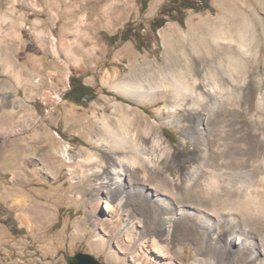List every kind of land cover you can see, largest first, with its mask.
I'll return each instance as SVG.
<instances>
[{
	"label": "rangeland",
	"instance_id": "1",
	"mask_svg": "<svg viewBox=\"0 0 264 264\" xmlns=\"http://www.w3.org/2000/svg\"><path fill=\"white\" fill-rule=\"evenodd\" d=\"M165 1L0 0V48L4 46L0 51L7 54L0 57V82L14 86L5 91L3 99L0 95L1 102L13 101L9 116L14 121L13 126L8 122V134L0 136V264H66L65 256L77 252L90 253L106 264H134L129 253L118 249L126 244L125 235L112 236L109 229L97 223L104 215L119 221L123 217L118 215L117 208L106 210L100 206L98 210L93 197L100 194L103 202L113 204L98 183L99 170L107 167L113 156H118L125 166L123 155L138 147L140 140L155 139V129L162 131L173 150L159 160V171L153 164L147 166L148 180L160 177L172 193H183V183L188 179L196 183L200 176L186 174V178L175 183L176 164L190 170L201 160L218 159L220 150L224 153L237 149L224 148L232 143L226 136L232 109L238 112V127L244 129L238 135L246 137L243 146L264 148L256 108L258 99L264 105L262 35L246 48L247 64L252 69L239 66L225 76L219 65L212 66L222 83L231 86L223 88L224 96H229L218 109L204 105L207 116L211 114L208 118L215 122L207 119L208 129L203 134L193 126L189 111L170 102L171 89L167 85L168 77L179 64L177 53L193 47L188 35L192 26L199 28L196 38L200 39L206 19L214 20L243 9L251 13L261 30L264 0H208L211 9H186L183 21L168 18L154 33L150 21ZM128 24L133 32L142 35L141 47L133 35L125 41L122 35L109 39ZM175 29H179L180 35ZM3 63L8 72L3 70ZM210 68L205 67L207 71ZM70 76H79L91 86L94 98L82 101L81 105L65 99ZM131 77L143 79L151 90L158 88L155 94L162 96L152 99L148 94L143 103L132 100L115 85ZM27 116L33 117L32 122L25 119ZM175 117L180 119V127L169 122ZM117 137L127 145L110 151L111 140ZM141 145L147 153L152 149L151 143ZM192 150L195 155L190 153ZM192 183L188 187L195 188ZM138 192L130 188L127 208L139 233L150 239L157 217L168 207L154 200L153 189L145 188L139 198ZM206 207H186L188 213L191 211L189 228L200 229V237L206 228L202 221L213 218ZM182 215H177L175 240L169 245L176 264H189L201 243L191 235L184 237L177 224ZM98 234L107 239L100 248ZM134 239L129 242L131 246ZM133 248L139 250L140 245ZM117 257L122 260L119 262ZM209 260L207 255L203 256V264Z\"/></svg>",
	"mask_w": 264,
	"mask_h": 264
},
{
	"label": "bare ground",
	"instance_id": "2",
	"mask_svg": "<svg viewBox=\"0 0 264 264\" xmlns=\"http://www.w3.org/2000/svg\"><path fill=\"white\" fill-rule=\"evenodd\" d=\"M247 11L242 9L232 12V15L228 13L229 15L217 16L214 20L206 19L201 30L203 36L201 35L200 39L196 38L199 28L192 26L188 35L192 39L193 47L189 51L181 50L177 53L178 67L174 69V74L168 77L167 85L171 89L169 90L170 102L176 107H183L189 111L190 117L194 120L193 126L201 134L206 127L208 129L207 119H212L208 118L211 114L207 116L205 111L207 108L204 105L210 106L213 110L218 109L217 106L219 107L224 98L229 96H224L223 88L230 89L231 86L228 83H222L219 73L214 68L212 69V66L219 65L221 74L223 73L225 76H230L239 66H242V69H252V65L247 64L246 48L254 40L264 37V24L262 23V29L259 30L256 19ZM178 30L175 29V32L180 35ZM260 35L262 36L260 37ZM255 51L257 54L258 49ZM203 57H207L208 60H204ZM206 65L211 67V70L208 69L209 72L205 69ZM165 74L167 73L165 72ZM246 78H244V82H246ZM115 85L126 96L141 103H143V97L148 94L152 99L162 96L159 92L157 95L155 94V90L158 88L151 90V87H148L149 84L146 85L144 80L138 77L122 80ZM263 93L264 91L262 95ZM233 104H235L234 101ZM257 105L259 106L256 107L258 108L257 115L261 122L259 128L264 136V105L260 99L257 100ZM228 116L230 121L226 136L227 139L232 140V143H229L231 144L229 147L224 146V148L237 149L234 151L232 149V152L227 150L228 152L224 153L220 150L221 153L219 152L216 157L218 159L210 162L201 160L198 166H192L190 170L183 169L177 162L174 174L175 183L183 180L186 174L195 176L200 173V176L197 175L199 181L196 183H192L189 181L190 179L183 183L186 189L181 194L177 191L169 192L165 181L160 177L153 181L148 180L147 166L153 164L159 171L161 169L159 160L169 155L173 150L172 145L159 129H155V139L140 140L138 147H132L128 155H123L127 161L125 166L120 162L118 156H113L112 162L99 170L98 178L100 180L98 183L105 189L113 204L103 202L99 194L93 197L95 207L98 209L100 206H104L106 210L117 208L118 215L124 219L119 221L112 216L104 215L97 219V223L109 229L113 233L112 236L125 235L126 244L119 245L118 249L121 252L129 253L134 264H176L169 243L175 240L174 226L178 219V213H183L177 224L184 237L187 238L191 235L192 238L198 239L199 244L201 243L199 251L195 253L189 264H203L204 255L210 258L208 264H264V148L243 146L246 137L238 136L244 130L238 127V112H234L232 109ZM213 121L215 122V120ZM169 122L177 127L181 123L177 117L170 119ZM149 143H151L152 149L147 153L142 149L145 147L141 144ZM126 145L118 137L114 138L111 140L110 151L119 149V147L124 148ZM190 153L195 155L196 151L192 150ZM190 183H192L191 185L196 184V187H188ZM199 183L200 185H198ZM147 187L155 191L154 200L168 207V211L157 217L158 221L155 222L157 225L150 239L139 233L133 214L127 208V194L130 188L138 189L137 197L139 198ZM142 205L145 206L144 203ZM202 206H208L206 212L213 218L202 221L206 228L200 237V229L191 230L189 228L192 225L191 211L188 213L186 207L199 208ZM156 208L159 207L156 206ZM149 217H153L151 213ZM254 236L258 238L254 240ZM134 237V245L131 246L129 242ZM164 240L167 241L164 242ZM96 241L97 248H100L106 244L107 239L102 234H98ZM135 245H140L139 250L133 248ZM174 254L178 258V255ZM110 255L113 256L111 253ZM116 259L119 262L122 260L118 257Z\"/></svg>",
	"mask_w": 264,
	"mask_h": 264
},
{
	"label": "trees",
	"instance_id": "3",
	"mask_svg": "<svg viewBox=\"0 0 264 264\" xmlns=\"http://www.w3.org/2000/svg\"><path fill=\"white\" fill-rule=\"evenodd\" d=\"M186 9H194L200 11L203 9H211L208 0H166L158 11L157 15L150 21V28L155 33L156 30L162 27L168 18H175L178 21H183L184 11ZM122 35V37H121ZM130 35H133L137 46H142L143 38L140 33L133 32L131 24H128L123 31L109 36L110 40L122 38V41L127 40ZM70 87L64 93V98L76 104H82V101H90L94 98V90L91 86L83 83L81 77L70 76Z\"/></svg>",
	"mask_w": 264,
	"mask_h": 264
},
{
	"label": "crops",
	"instance_id": "4",
	"mask_svg": "<svg viewBox=\"0 0 264 264\" xmlns=\"http://www.w3.org/2000/svg\"><path fill=\"white\" fill-rule=\"evenodd\" d=\"M7 48H8V46H7ZM7 48H6V50H7ZM0 49H4V46H3V48H0ZM0 55H1L0 57H3V58H5L7 56L6 53H3L1 51H0ZM0 63H2V60H0ZM2 65H3V70L8 72L9 68L7 67V64L3 63ZM13 87L14 86L11 83L7 84V83H1L0 82V90H1L0 91V95L3 96L5 91L9 92V90L12 89ZM4 96H6V95H4ZM4 96L2 97V99L4 98ZM10 102H12V103H10ZM19 104H21V103H19ZM11 106H13V101H9V102H7V101L6 102H1L0 101V136L4 135V133L8 134V131H9V123L8 122L9 121L11 122L12 126L14 124L13 116H9L10 115L9 113H10V110H11ZM18 106H21V105H18ZM25 119L29 120V122H32L33 117L32 116H27Z\"/></svg>",
	"mask_w": 264,
	"mask_h": 264
},
{
	"label": "water",
	"instance_id": "5",
	"mask_svg": "<svg viewBox=\"0 0 264 264\" xmlns=\"http://www.w3.org/2000/svg\"><path fill=\"white\" fill-rule=\"evenodd\" d=\"M66 264H106L100 262L96 257L87 252H77L73 255L65 256Z\"/></svg>",
	"mask_w": 264,
	"mask_h": 264
},
{
	"label": "flooded vegetation",
	"instance_id": "6",
	"mask_svg": "<svg viewBox=\"0 0 264 264\" xmlns=\"http://www.w3.org/2000/svg\"><path fill=\"white\" fill-rule=\"evenodd\" d=\"M97 259V258H96Z\"/></svg>",
	"mask_w": 264,
	"mask_h": 264
}]
</instances>
